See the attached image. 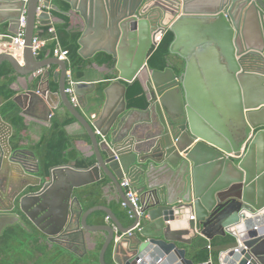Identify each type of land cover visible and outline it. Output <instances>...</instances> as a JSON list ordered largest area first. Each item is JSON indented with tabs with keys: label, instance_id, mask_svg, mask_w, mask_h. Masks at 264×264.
Masks as SVG:
<instances>
[{
	"label": "water",
	"instance_id": "95a60500",
	"mask_svg": "<svg viewBox=\"0 0 264 264\" xmlns=\"http://www.w3.org/2000/svg\"><path fill=\"white\" fill-rule=\"evenodd\" d=\"M40 1L0 0V25L17 26L16 35L25 19L20 60L3 52L0 66L8 62L24 78L58 67L55 96L87 133L94 163L53 167L43 178L34 153L11 146L12 128L0 116V264L3 233L14 227L37 231L48 250H82L81 258L102 238L99 264L109 248L114 264H195L186 247L198 234L235 239L222 264H264V0H62L65 14L83 24L78 54L116 60L117 77L92 123L78 108L95 83L74 85V107L65 93L67 64L32 53L37 24L50 19L42 9L59 12ZM167 31L170 54L184 60L181 75L148 66L155 36ZM48 76L26 93L23 115L39 105L51 115ZM141 77L147 107H129L125 84ZM105 178L131 212L128 227L105 206L84 211L74 195ZM124 178L139 197V214L120 187ZM95 212L109 222L88 224Z\"/></svg>",
	"mask_w": 264,
	"mask_h": 264
},
{
	"label": "trees",
	"instance_id": "16d2710c",
	"mask_svg": "<svg viewBox=\"0 0 264 264\" xmlns=\"http://www.w3.org/2000/svg\"><path fill=\"white\" fill-rule=\"evenodd\" d=\"M53 2L59 7L60 11L55 13V15L59 18L60 22L55 25L53 33L49 32L50 28H52L50 26L41 27L35 31L34 37H37L44 42V46L36 56L37 60H45L46 53H48L49 56H52L57 41L63 49L68 51V69L70 70L74 81L88 82L93 74L91 68L93 64L97 66H105L110 70H114L112 76H107L105 80L100 81L95 85L94 91L88 95L87 106L82 108L91 118H93L94 114L99 112L104 102V89L117 77L115 70L116 60L104 52L95 54L91 59H83L78 54V40L81 36V32L70 27V18L65 14L68 12L69 6L61 0H53ZM0 32H3L0 34H6L4 33V30ZM54 38H56V41ZM173 39V33L170 31L164 33L150 57L149 66L158 70H163L167 66H170L177 75H181L183 73L184 65L170 60L171 54L169 52V47ZM16 79L17 74L12 66L8 62H3L0 66V116L2 120L12 128V135L10 137L11 146L15 149H21L22 143L25 141L24 132L26 131V124L22 114L21 104L15 100V93L11 89V86ZM125 86L127 89L126 100L128 106L138 109L146 108L147 100L140 82L135 80L131 83H126ZM52 91H57L56 85L52 88ZM73 123H76L75 118L72 117L61 105L54 110L50 126L43 131L40 140L27 147L36 157L39 165V175L41 177L47 178L49 170L57 166L69 164H74L78 168H88L91 166L92 163L81 159L79 153L74 148V142L80 136H71L66 132V127ZM81 137L86 141L90 140L84 130L82 131ZM108 186H110L111 193L114 195V198L111 200L106 197L104 192L105 188ZM74 195L80 201L84 211L96 206H105L112 211L123 226L128 227L132 222L127 208L123 206L118 193L107 178L75 190ZM106 218L107 217L103 212H95L89 217L88 224L103 225L104 223H107ZM11 237L20 245H27L28 243H34L38 240L34 234L29 235L18 227L11 229ZM3 242L5 250L3 263L12 264L13 261L8 256L9 245L5 239ZM234 245L235 239L231 235L217 237L210 242L197 236L188 247L187 256L195 264L209 261H211L212 264H219L221 252L230 249ZM101 247L102 242L94 252L92 251L86 254L82 259L76 258L74 255L57 247H54L52 250L46 249L43 251L51 253L54 249H57L58 253L56 255L59 254L63 258L69 259V264H99V252ZM110 255L111 248L106 252L105 259H109Z\"/></svg>",
	"mask_w": 264,
	"mask_h": 264
},
{
	"label": "crops",
	"instance_id": "0c3cea01",
	"mask_svg": "<svg viewBox=\"0 0 264 264\" xmlns=\"http://www.w3.org/2000/svg\"><path fill=\"white\" fill-rule=\"evenodd\" d=\"M48 1H49L50 5L57 7L59 10V7L56 4H54L53 0H48ZM65 4H67V3H65ZM42 10L49 14L50 19L42 22L41 24H37L36 30H38L41 27H45V26H50L54 30L55 25L60 22L59 18L55 15V13H58V12H55V11L51 10L50 8L42 9ZM2 11H4L6 13L9 10L5 9ZM68 17L70 18V27L72 29L79 30L81 32L83 29V24H82V21L79 18V16L76 14H71ZM0 19H1V15H0ZM10 29L12 32H10L8 29V22L1 24L0 25V31L4 30L5 31L4 33H6V34H0V35H15V33H13V32H16L18 28H17V26L13 25L12 28H10ZM0 33H3V32H0ZM185 45L186 44L184 43L183 45L180 46L181 52H184ZM43 46H44V44L42 45V47ZM42 47H41V49H42ZM3 52H5V51L0 48V53H3ZM122 53H123V55L126 54L125 49H124V52L122 50ZM50 58H54L53 54H52V56H49V54L46 53V59L45 60L50 59ZM170 60L182 63L184 65V60L181 59L178 55L171 54ZM68 65L69 64H67V66ZM148 66H149V64H148ZM91 68L93 70V74H92L91 79L88 82H93V83H95V85L98 82L105 80L107 78V76H112L114 73V70H110L105 66H97V65L93 64ZM43 71L44 72L42 75L35 74L34 76H32L30 78H24V77H20L17 75L16 81L11 86V89L15 93V100L25 107L27 104L26 93L30 92V91H36L39 87L40 82H41L40 78L45 74V72H48L49 73L48 86H49V92H50L49 102L55 106L54 108L51 109V115L50 116H48L46 114V110L43 108L42 105L36 106L35 108H29L28 115H23L24 121L26 124V131L24 132L25 141L22 143L21 149L30 150L27 147L29 145H33V144L37 143L40 140V138L43 134V131L46 130L50 126L51 117L54 113V110L61 106V103H59L58 98L55 96V94L58 91V85L54 81V73L58 72V67L56 65H49ZM139 82L142 86V77L139 79ZM55 85L57 86L56 92L52 91V88ZM79 110L82 113V115L90 123H92L94 121V119L91 118L85 110H83L80 107H79ZM82 131H83V129L77 124V122L70 124L69 126L66 127V132L68 135L80 136L74 142V148L79 153L81 159L88 161V162H91L93 164L94 163L93 148L91 146L90 140L86 141L84 138L81 137ZM9 142H10V139H9ZM104 192H105L106 197L109 200L114 198L113 193H111L110 186L106 187ZM104 224H106V223H104ZM124 227H126V226H124ZM34 235L37 237L38 240H36L34 243H28L27 244V248L24 251V258L27 259V261L37 262L38 260L41 259L40 258L41 256H43V255L45 256L46 252H44L43 250L48 249V245L46 244L45 238L41 237V239H40V234L37 231H35ZM198 235L200 237H202L200 234H198ZM217 237H221V236H215L211 241H213ZM202 238H204V237H202ZM205 240L210 242L207 239H205ZM101 242H102V238H98L97 246L95 248L93 246H91L90 250L91 249L92 250L89 251L88 253H90L92 251L94 252L97 249L98 245L101 244ZM188 247L189 246H187L186 248L188 249ZM226 251L227 250L221 252L222 255L220 254L219 259L224 257L223 253H225ZM74 256L76 257V255H74ZM84 257H82V258H84ZM82 258L79 257V259H82ZM105 262H106V264H114V262L112 260V255H110L109 259H107V260L105 259ZM205 263H207V262H205ZM208 263L212 264L211 261H209ZM197 264H200V263H197ZM219 264H220V260H219Z\"/></svg>",
	"mask_w": 264,
	"mask_h": 264
},
{
	"label": "built area",
	"instance_id": "2783aa9c",
	"mask_svg": "<svg viewBox=\"0 0 264 264\" xmlns=\"http://www.w3.org/2000/svg\"><path fill=\"white\" fill-rule=\"evenodd\" d=\"M42 2H43V0L40 1V4H42ZM24 27H25V19H24V16H22L20 19V28H19V31L16 35H14V36L0 35V48L3 49L5 52H8V53L14 55L18 60H20V58H21L22 50L24 47V41H23ZM49 32L53 33L54 32L53 28H50ZM162 36L163 35H161V34H158L155 36L154 41L156 42L157 45L159 44ZM54 40L56 41V38H54ZM43 44H44V42L42 40H40L39 38H37V37L33 38L31 48H32V53L35 57L37 56V54L40 51ZM52 54H53V57L58 59L59 61H63L66 64H69L68 51L63 49L59 45V43H57V41H56V45L53 49ZM43 72H44L43 70H39L37 72V74L42 75ZM76 83L77 82L74 81L72 76H71L70 70H67L65 93L68 96L70 103L74 107H78V101H77V98L74 94V85ZM97 135H99V133H97ZM120 187L122 189H124L125 197L127 198L128 202L134 207V209L137 211V213L139 214V207H138L139 206V197L134 192V190L132 189L129 180L124 178L120 182ZM123 206L126 207V205L124 203H123ZM128 214L130 216H132L130 211H128ZM190 219H193V217H191ZM106 222L107 223L109 222L107 218H106ZM113 229L116 232V228L113 227ZM222 258L219 259L220 264H222Z\"/></svg>",
	"mask_w": 264,
	"mask_h": 264
},
{
	"label": "flooded vegetation",
	"instance_id": "af4514ba",
	"mask_svg": "<svg viewBox=\"0 0 264 264\" xmlns=\"http://www.w3.org/2000/svg\"><path fill=\"white\" fill-rule=\"evenodd\" d=\"M23 219L28 223L26 218L23 217ZM11 229L8 228L4 231L3 233V240L5 239L6 242L8 243V256L10 259H12L13 263L12 264H69L70 260L65 259L61 257L58 253V250L54 249L51 253H45V256H41L40 260L37 262H32V261H27V259L24 258V251L27 248V245H20L17 243L16 240H13L11 237ZM58 248V247H57ZM82 250L77 251L76 258H79L80 255L82 254ZM79 256V257H78ZM32 262V263H31Z\"/></svg>",
	"mask_w": 264,
	"mask_h": 264
}]
</instances>
